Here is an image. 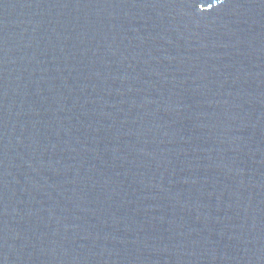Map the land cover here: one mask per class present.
<instances>
[{"label":"water","instance_id":"95a60500","mask_svg":"<svg viewBox=\"0 0 264 264\" xmlns=\"http://www.w3.org/2000/svg\"><path fill=\"white\" fill-rule=\"evenodd\" d=\"M0 264H264V0H0Z\"/></svg>","mask_w":264,"mask_h":264}]
</instances>
